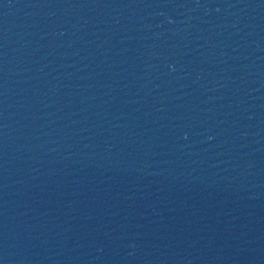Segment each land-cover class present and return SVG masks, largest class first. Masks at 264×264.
Returning a JSON list of instances; mask_svg holds the SVG:
<instances>
[{
    "label": "water",
    "instance_id": "obj_1",
    "mask_svg": "<svg viewBox=\"0 0 264 264\" xmlns=\"http://www.w3.org/2000/svg\"><path fill=\"white\" fill-rule=\"evenodd\" d=\"M0 264H264V0H0Z\"/></svg>",
    "mask_w": 264,
    "mask_h": 264
}]
</instances>
